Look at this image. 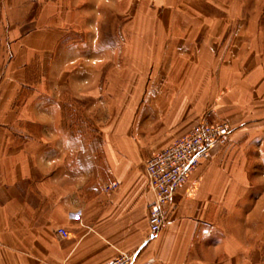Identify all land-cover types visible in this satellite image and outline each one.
<instances>
[{"label": "crops", "instance_id": "crops-1", "mask_svg": "<svg viewBox=\"0 0 264 264\" xmlns=\"http://www.w3.org/2000/svg\"><path fill=\"white\" fill-rule=\"evenodd\" d=\"M112 15L131 21L107 26ZM107 56L172 67L100 132L66 120L63 91L44 83L49 67ZM0 65V264H105L119 252L135 264H264V0H0ZM203 118L232 134L150 239L145 161Z\"/></svg>", "mask_w": 264, "mask_h": 264}, {"label": "rangeland", "instance_id": "rangeland-1", "mask_svg": "<svg viewBox=\"0 0 264 264\" xmlns=\"http://www.w3.org/2000/svg\"><path fill=\"white\" fill-rule=\"evenodd\" d=\"M107 12L112 11L107 9ZM97 20L94 19V21ZM102 20H105L107 26H113L116 22L129 25L131 17H116L112 15L105 16ZM91 36H95L94 39L96 40L98 39V35L95 33H91ZM110 38H112L111 33H108L107 40ZM94 56L98 57L97 54ZM112 58L107 56L105 64H94L91 61V64H70L63 69H59L58 66L48 68L49 70L46 75L48 79L45 80L44 84L50 90L59 89L60 92L63 91V101L68 108L65 114L66 120L76 122V124L91 122V126H100V132L109 131L114 121L118 120L119 115H122L120 111L123 108L132 103L135 105L145 104V90L148 87H152L150 75L154 74L159 68L161 71L165 68V72H168L172 67L164 65L162 57L159 63L150 66L134 65L126 63V61L120 66L114 64ZM2 67L4 66L0 65V72ZM76 69L82 72L81 77L77 79L75 75L76 77L72 79V74L74 71L76 72ZM73 82L75 85L80 84L79 87L75 88L85 87L82 90L74 91L72 89ZM133 89L139 90L137 96H132ZM73 93L77 94L78 99L70 96V94L73 96ZM124 116L125 114H123V118ZM127 118H130V114H128ZM208 121L215 122L214 120ZM91 126L89 130L90 136L94 137L98 131ZM151 141L152 138L148 136V139L144 143L143 151L152 149L153 145Z\"/></svg>", "mask_w": 264, "mask_h": 264}, {"label": "built area", "instance_id": "built-area-1", "mask_svg": "<svg viewBox=\"0 0 264 264\" xmlns=\"http://www.w3.org/2000/svg\"><path fill=\"white\" fill-rule=\"evenodd\" d=\"M232 131L227 121L210 122L202 119L187 135L152 154L145 161L147 184L155 196L148 208L150 239L155 238L166 226V208L180 188L188 182L212 148L227 141ZM118 188L119 184L113 182L107 185L105 191L112 193ZM57 232L63 238L69 237V233L63 228ZM136 259V253L119 252L105 264H135Z\"/></svg>", "mask_w": 264, "mask_h": 264}]
</instances>
